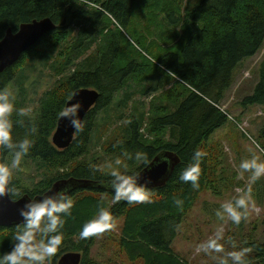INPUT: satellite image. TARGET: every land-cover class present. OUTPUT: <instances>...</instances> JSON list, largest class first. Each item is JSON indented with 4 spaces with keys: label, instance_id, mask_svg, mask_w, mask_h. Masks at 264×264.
Masks as SVG:
<instances>
[{
    "label": "trees",
    "instance_id": "obj_1",
    "mask_svg": "<svg viewBox=\"0 0 264 264\" xmlns=\"http://www.w3.org/2000/svg\"><path fill=\"white\" fill-rule=\"evenodd\" d=\"M82 1L102 7L86 9L78 0H0V40L8 28L16 31L25 21L49 17L57 24L14 65L2 71L0 90L5 89L15 78L17 69L27 57L39 58L43 55L44 49L41 47L44 44L58 47L68 43L60 53L62 57L66 55L67 63L82 58L92 45L91 38L100 32L106 13L125 33L129 32L135 4L145 0ZM165 4L166 19L170 25H176L181 21L178 15L180 11L171 9L172 4L169 2ZM187 16L190 28L188 41L180 49H165L156 58L160 79L152 92L160 89L162 82L172 81L166 98L174 108L170 104L158 105L154 102L153 116L146 117L144 113L130 115L125 135L108 142L105 147V153L124 157L129 166L139 164L135 171L121 172L130 175L139 172L162 150L175 151L181 162L166 185L146 188L151 193L150 202L137 204L123 199L117 201L112 191L100 188H86L71 193L68 196L73 201L71 215L64 218L62 246L54 256L53 264H58V256L74 248L72 238L79 235L82 226L96 218L101 209L111 212L114 223L123 219L120 244L130 260L141 259L142 264H189L174 252L173 239L199 194L211 184L215 167L211 165L210 154L204 147L208 138L229 121V114L222 109L221 101L235 80L240 62L252 58L264 44V0H198L188 10ZM75 20L80 24L90 21V26L82 27L73 38L72 25ZM119 31L120 34L113 32L109 35L112 39L106 48L84 57L80 67L44 94L37 118L28 114L20 116L18 112L12 116L14 140L27 138L32 143L24 158L40 160L50 170L66 169L65 176H57V179L70 176L92 180L110 179L109 171H104L97 160L88 163L77 161L90 149L99 112L112 103L115 93L124 88L128 76L134 74L140 77L144 69L145 73L149 69L145 62H138L140 56L144 61H149L142 54L148 46L140 41L135 42L139 43L140 48L131 46L134 56L130 60L123 62L120 59L123 43L129 41L123 31ZM260 75L254 92L242 100L245 105L264 104V61ZM80 87L98 89L100 98L84 117L82 130H76L68 148L61 149L52 143L53 133L67 101ZM145 121L147 125H143ZM33 128L35 132H32ZM166 137L174 141H169L167 145ZM197 150L204 155L200 161L199 187L194 189L191 182L185 183L179 177L194 163L193 155ZM137 152L145 154L147 160H137ZM11 154V151H0V164H5ZM55 181H42L45 187L32 193L14 190L12 198L17 199L24 193L30 196L41 194ZM13 184L11 179V187ZM18 226L20 224L0 226V256L12 250V237ZM97 236L82 239L79 249L74 250L83 254L82 264H97L90 258L91 247ZM249 247H252L254 254H247V264H263L264 242H256ZM259 255L263 258H259L258 262L256 258ZM212 264H217V261Z\"/></svg>",
    "mask_w": 264,
    "mask_h": 264
},
{
    "label": "rangeland",
    "instance_id": "obj_2",
    "mask_svg": "<svg viewBox=\"0 0 264 264\" xmlns=\"http://www.w3.org/2000/svg\"><path fill=\"white\" fill-rule=\"evenodd\" d=\"M78 1L86 9L94 10L102 7L95 3ZM197 1L145 0L137 2L128 27L129 32L126 31V33L106 13L99 29L100 32L91 38L93 39L92 45L82 58L67 63L66 55L62 57L60 53L68 43L58 47L48 46V43L44 44L41 47L44 49L43 55L39 58L27 57L17 69L15 78L5 89L15 97L14 104L17 110L30 108L31 111L26 114L37 118L41 111L40 100L44 94L80 67L84 57L106 48L112 39L109 37L111 33L120 34L119 30H121L129 41L126 44L123 43L119 55L123 62H127L134 56L131 46L140 48L139 43L135 42H142L148 46L142 54L149 61H144L140 56L138 62H145L149 69L146 73L144 69L140 77L134 74L128 76L124 88L115 93L112 103L99 112L90 149L77 161V163H88L97 160L101 168L109 173L113 169L119 172L135 171L139 164L129 166L124 157L105 153V147L108 142L125 135L126 122L130 115L144 113L146 117L153 116L152 105L155 103L170 104L174 108V105L166 98L168 89L173 84L172 81L162 82L160 84L162 87L152 92L153 86L159 85L160 79L156 58L161 56V52L165 49H180L188 41L190 28H188L187 13L197 4ZM165 2L172 4L171 9L181 12V14L178 12L181 21L176 25H170L166 19L164 7H167V4ZM89 26L90 21L80 24L75 20L72 25L73 38L82 27L88 28ZM263 61L264 44L252 58L240 62L236 69L235 80L221 101L222 109L229 114V121L220 126L206 141L204 149L209 152L211 165L215 167L214 174H211V184L199 194L195 205L185 215L186 217L178 228V234L173 239L174 252L189 264H212L217 261L218 257L226 256L227 252L248 248V245H254L256 242H264V177L253 182L250 173L239 169L241 161L250 158L253 153L264 161V151L256 149L253 143L254 140L264 148V104L245 105L242 102L244 97L254 92V87L261 76ZM143 125H147V121ZM165 140L168 141L167 145L169 141H174L169 137ZM12 159L13 154L7 157L5 164L11 167ZM116 161H119V164ZM66 172V169L57 171L47 169L40 160L23 158L21 165L12 169L14 181L12 187L15 192H20V190L29 193L36 192L45 187V184H41L42 181L57 180L59 178L57 176L63 177ZM249 189L250 203L247 217L242 219L239 225L233 224L227 217L221 221L216 216V211L223 203L234 200L248 192ZM114 224L113 229L98 234L92 244L90 258L97 264H142L141 259L130 260L121 248L120 236L123 219L121 218ZM219 229H223L224 236L220 243L225 251L210 254L198 251L197 246L214 236ZM71 241L74 248L67 251L78 250V245L82 241L80 235L74 236ZM248 253L254 254V251L250 250ZM59 257L56 258V262ZM259 258L261 260L263 256L259 255L256 258L258 262ZM54 260L52 257L46 264H53Z\"/></svg>",
    "mask_w": 264,
    "mask_h": 264
},
{
    "label": "clouds",
    "instance_id": "obj_3",
    "mask_svg": "<svg viewBox=\"0 0 264 264\" xmlns=\"http://www.w3.org/2000/svg\"><path fill=\"white\" fill-rule=\"evenodd\" d=\"M15 97L7 89L0 90V151H11L13 153L12 165L0 164V196L13 195L14 189L11 187L12 169L18 168L24 157L30 151L32 143L25 138L16 141L13 138L14 121L12 116L18 112L20 116L30 112V108L16 109ZM64 118L70 120L72 127L82 130L81 125L74 118L75 114L65 112ZM16 123V122H15ZM36 129L33 128L32 132ZM256 149L264 151L260 144L253 140ZM204 153L197 150L193 155L194 163L187 167L180 175L179 179L185 183L191 182L195 189L199 187L200 161ZM137 160H147L143 153H136ZM119 164V161H116ZM239 169L251 174L253 182L264 177V161L253 153L250 158L243 159L239 164ZM110 183L114 193V199H121L128 203L150 202L151 193L140 184L137 178L130 174L121 173L116 169L110 172ZM67 189H63L54 195L29 199L20 215L23 222L18 226L13 240L12 250L0 256V264H46L54 257L62 246V229L65 225V217L71 215L73 201L66 195ZM12 200V199H11ZM15 202L14 200H12ZM250 203V189L248 192L236 197L234 200L223 203L216 211V216L221 220L230 219L233 224L239 225L242 219L247 217V209ZM115 227L110 211L103 210L98 216L89 220L82 226L79 233L81 239L102 234ZM223 229L217 230L214 236L197 246L198 251L205 254L222 253L224 246L220 243L223 239ZM235 247V246H234ZM250 248H243L237 251L227 252L226 256L218 257L217 264H247L245 259Z\"/></svg>",
    "mask_w": 264,
    "mask_h": 264
},
{
    "label": "water",
    "instance_id": "obj_4",
    "mask_svg": "<svg viewBox=\"0 0 264 264\" xmlns=\"http://www.w3.org/2000/svg\"><path fill=\"white\" fill-rule=\"evenodd\" d=\"M56 26L55 21L49 17H44L25 21L16 31L8 28L4 37L0 40V74L4 69L18 61V58L26 50L38 44ZM99 98L98 89L80 87L74 92L73 97L68 100L63 114L65 112H68L70 115L74 113V118L82 126L84 117L92 109V106L97 103ZM63 114L58 119V124L52 137L54 146L61 149L68 148L76 134V129L72 127L69 119L64 118ZM180 162L181 158L175 151L162 150L156 154L153 161L147 163L142 170L133 176L145 188L164 186L168 183L170 176ZM89 187L113 191L110 179L92 180L70 176L67 179H58L45 192L33 197L27 193L20 196L19 199L10 198L7 194L0 196V225L9 226L22 223L23 217L20 215V209L24 207L29 199L34 200L38 197L54 195L63 189H67L66 195H69L72 191ZM59 259L58 264H80L83 258L81 252L72 250L62 254Z\"/></svg>",
    "mask_w": 264,
    "mask_h": 264
},
{
    "label": "bare ground",
    "instance_id": "obj_5",
    "mask_svg": "<svg viewBox=\"0 0 264 264\" xmlns=\"http://www.w3.org/2000/svg\"><path fill=\"white\" fill-rule=\"evenodd\" d=\"M64 21H66V20H64ZM63 23H65V22H63ZM29 49H30V48H29ZM29 49H28V50H29ZM26 51H27V50H26ZM23 54H24V53H23ZM23 54H22V55H23ZM22 55H21V56H22ZM21 56H20V58H21ZM20 58H18V59H20ZM13 65H14V64H13ZM11 66H12V65H11ZM9 67H10V66H9ZM7 68H8V67H7ZM4 70H5V69H4ZM4 70H3V71H4ZM1 74H2V73H1ZM1 74H0V75H1ZM73 94H74V93H73ZM73 94H72V95H73ZM72 97H73V96H72ZM72 97H71V98H72ZM71 98H70V99H71ZM67 102H68V101H67ZM66 104H67V103H66ZM65 107H66V105H65ZM92 108H93V106H92ZM58 119H59V118H58ZM57 121H58V120H57ZM57 124H58V123H57ZM56 127H57V126H56ZM54 132H55V131H54ZM52 143H53V142H52ZM169 150H170V149H169ZM172 151H173V150H172ZM159 152H160V151H159ZM155 157H156V156H155ZM155 157H154V158H155ZM154 158H153V159H154ZM153 159H152L151 161H153ZM151 161H150V162H151ZM144 166H145V165H144ZM142 169H143V168H142ZM142 169H141V170H142ZM137 173H138V172H137ZM134 174H136V173H134ZM134 174H132V175H134ZM60 179H67V178H60ZM57 180H58V179H57ZM55 182H56V181H55ZM89 188H91V187H89ZM82 189H86V188H82ZM82 189H78V190H82ZM102 190H103V189H102ZM75 191H77V190H75ZM75 191H72V192H75ZM105 191H106V190H105ZM108 191H110V190H108ZM108 191H107V192H108ZM72 192H71V193H72ZM112 192H113V191H112ZM24 194H25V193H24ZM27 194H28V193H27ZM36 195H37V194H36ZM69 195H70V194H69ZM21 196H22V195H21ZM33 196H35V195H32L31 197H33ZM67 196H68V195H67ZM13 199H14V198H13ZM17 199H19V197H18ZM0 226H4V225H0ZM9 226H10V225H9ZM9 226H4V227H9ZM63 254H64V253H63ZM59 258H60V257H59ZM59 260H60V259H59ZM82 261H83V259H82ZM80 264H81V263H80Z\"/></svg>",
    "mask_w": 264,
    "mask_h": 264
},
{
    "label": "flooded vegetation",
    "instance_id": "obj_6",
    "mask_svg": "<svg viewBox=\"0 0 264 264\" xmlns=\"http://www.w3.org/2000/svg\"><path fill=\"white\" fill-rule=\"evenodd\" d=\"M72 193H73V192H72ZM70 194H71V193H70ZM68 196H70V195H68ZM82 258H83V254H82ZM58 259H59V258H58ZM58 261H59V260H58ZM83 261H84V258H83ZM83 261H82V262H83Z\"/></svg>",
    "mask_w": 264,
    "mask_h": 264
}]
</instances>
